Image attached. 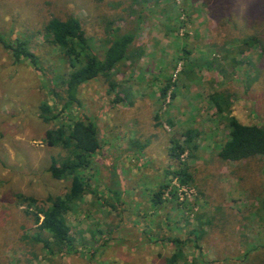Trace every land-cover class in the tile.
Wrapping results in <instances>:
<instances>
[{"label":"rangeland","instance_id":"rangeland-1","mask_svg":"<svg viewBox=\"0 0 264 264\" xmlns=\"http://www.w3.org/2000/svg\"><path fill=\"white\" fill-rule=\"evenodd\" d=\"M68 15L78 18L96 54L105 49L107 21L137 28L131 51L143 54L78 90L73 114L96 122L102 151L86 171L91 193L66 215L76 253L60 256L32 242L34 210L15 196L46 207L48 196L70 187L48 172L66 152L44 141L69 116L40 118L42 103L54 104L55 76L70 72L44 26ZM0 36L26 39L40 67L14 62L0 43V264H166L176 249L162 238L183 242L177 264H264V211L256 213L264 200V156L219 159L228 130L209 99L226 92L240 123L262 124L264 0H0ZM247 37L257 43L244 45ZM189 128L199 132L198 148L181 157L192 177L181 184L167 175L176 170L168 150ZM113 169L122 186L118 205L107 189ZM165 182L164 202L155 205Z\"/></svg>","mask_w":264,"mask_h":264},{"label":"trees","instance_id":"trees-1","mask_svg":"<svg viewBox=\"0 0 264 264\" xmlns=\"http://www.w3.org/2000/svg\"><path fill=\"white\" fill-rule=\"evenodd\" d=\"M102 1V0H98ZM138 20L136 26L138 27ZM105 27V49L101 55L96 54L86 37L81 23L74 15H68L63 19L53 17L44 26V37L56 47L70 66L68 74H57L54 84H50L49 93L53 99V105L43 102L40 106V118L46 122H52L63 115H68V124L63 123L46 131L44 141L49 147H58L66 152L61 160H51L48 172L55 180L70 181L68 191L61 196H48L44 203L46 207L39 206L36 198L16 194L18 204H26L34 210L32 218L36 227L35 237L31 240L41 244L42 248L50 255L60 256L76 253L75 240L70 232L66 215L79 204L86 194L91 193L89 177L86 171L90 170L94 157L102 151L96 122L73 114L80 107L78 102L79 88L89 81L100 76H107L117 65L127 60H138L143 54L137 50L136 54L131 47L136 37L137 28L124 30L107 21ZM256 38L247 37L243 44L252 47ZM0 43L10 51L14 62L27 61L33 68L39 70L38 60L29 51V42L26 39L16 38L12 42H6L0 36ZM208 69L210 68L209 65ZM168 85L161 89L160 95L165 97ZM216 112L225 120L228 130L227 139L221 145L217 155L222 161L239 162L264 156V120L261 125H244L240 123L231 111L230 95L226 92H214L210 96ZM59 109L58 114H53ZM71 114L74 116L71 117ZM199 132L195 129H185L181 134V140H170L168 150L169 159L176 164V170H167V175L179 179L181 184L192 181L186 163L181 162V157L187 151L198 148ZM112 177L108 192L116 205L121 202L122 186L120 179L116 177V170H112ZM264 173V169H263ZM169 182L161 183L152 200L155 205L164 202L162 197L169 187ZM264 211V200L261 207L256 208V213ZM144 234V233H143ZM147 241H155V237L146 234ZM145 241V242H147ZM161 242L171 243L176 252L166 259V264H177L183 259V242L179 238H162Z\"/></svg>","mask_w":264,"mask_h":264}]
</instances>
